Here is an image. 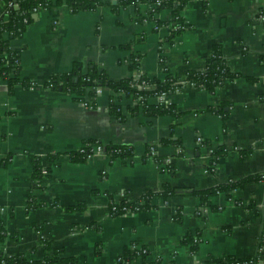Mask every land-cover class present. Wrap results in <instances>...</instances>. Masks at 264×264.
<instances>
[{
  "label": "crops",
  "instance_id": "crops-1",
  "mask_svg": "<svg viewBox=\"0 0 264 264\" xmlns=\"http://www.w3.org/2000/svg\"><path fill=\"white\" fill-rule=\"evenodd\" d=\"M62 1L35 14L11 41L21 77L32 86L17 84L11 92L0 74V224L7 234L0 250L34 260L61 251L80 264H116L125 248L140 243L149 250L147 264L226 256L264 264V179L210 196V205L182 193L264 173V0H187L180 19L172 8L151 17L146 2L116 9L121 0H101L102 6L73 12ZM215 46L240 76L210 92L186 73L203 71ZM135 56L138 70L130 67ZM77 63L84 71L95 65L113 81L164 80L169 73L180 87L147 103L172 105L177 115H147L135 97L108 86L95 88L93 107L46 87ZM92 139L130 146L133 156L71 161L69 153ZM221 146L226 154L213 166L211 152ZM34 160L43 174L36 184ZM165 185L179 194L155 196L149 210L109 214L111 201H135ZM30 198L40 206L28 210ZM250 200L255 206L248 209Z\"/></svg>",
  "mask_w": 264,
  "mask_h": 264
},
{
  "label": "trees",
  "instance_id": "trees-1",
  "mask_svg": "<svg viewBox=\"0 0 264 264\" xmlns=\"http://www.w3.org/2000/svg\"><path fill=\"white\" fill-rule=\"evenodd\" d=\"M5 3V9L3 13H0V74L12 92L13 88L17 84H22L26 88H30L32 83L21 77V65L20 55L18 52L11 49V41L14 38L20 37L26 30V27L33 21V17L39 11L44 9H50L54 6L63 3L62 0H2ZM146 2L150 5V16L153 17L164 8H172L173 14L177 19H180V12L184 8L187 0H179L178 3H174L175 0H121L118 4H114L116 9L126 7L130 4H139ZM159 2V6L153 7V4ZM65 3L71 8L73 12H79L82 10H92L105 4L101 0H65ZM15 4L18 7H15ZM264 15V8L261 9ZM140 18L143 20L144 17ZM182 30V29H181ZM179 30V31H181ZM178 31V32H179ZM174 35V34H173ZM139 59L133 57L130 67L132 69H139ZM83 65L77 63L70 73L58 74L53 76L45 85L48 88L56 89L70 94H74L77 100L85 101L89 100L93 106L96 102L97 93L96 87L108 86L114 90V92L123 93L126 96H133L138 101V106L150 116H159L164 114L177 115L176 108L172 105H150L147 103V99L155 94L175 92L180 85L176 83L177 79L167 73L164 80L149 79L144 75H139L138 79L128 78L120 81L111 80L105 71L100 70L97 66L91 67V65L83 70ZM240 75L231 71L226 59L224 58L223 51L220 46H215L211 56L206 61V68L203 71H188L186 73L187 81L195 86L203 88L207 91L214 92L217 88L222 87L226 82L233 81ZM135 84H154L156 87L154 90L142 89L135 87ZM113 113L121 117V113L118 107L112 101ZM138 106L133 110L138 111ZM202 146H210V141L200 140ZM85 148L81 150L72 151L69 153V157L73 162H85L92 156L98 155L93 147L102 146L106 150V154L112 159L114 158H129L133 156V149L127 145L116 144H103V142L92 139L84 144ZM152 148L149 151L152 152ZM226 147H218L211 152V165H216L219 159L226 154ZM245 152L244 154H246ZM57 154L50 155L49 158L54 160L57 158ZM34 173L33 181L41 179L42 166L39 160H34ZM264 179V173L249 175L241 180H229L225 183H221L216 187H212L204 190H193L190 192H182L187 195L199 196L204 204L210 205L209 197L216 195L222 191H233L238 188H243L246 185L252 184L259 180ZM178 190L170 185H165L163 191L154 193L151 191L146 192L142 197L135 201H111L109 205V214L111 216H120L127 213L139 212L149 210L153 207L152 199L155 196H162L167 199L171 196L178 195ZM40 203L34 198H30L28 201L27 209L34 210ZM255 206V201L250 200V203L246 205L248 209ZM80 209V207H69L68 210ZM190 237V236H189ZM7 238L5 228L3 224H0V241H4ZM191 238H185V242H191ZM45 250L49 249L47 241H43ZM61 251H54L53 254H46L41 259H29L26 254H8L0 250V264H80V261L74 257H68L62 255ZM149 250L146 246L140 243H133L131 246L124 249L117 264H147V257ZM140 259V262H139ZM252 261L250 258L238 259L236 257L226 256L219 259L211 258L205 264H234L238 261Z\"/></svg>",
  "mask_w": 264,
  "mask_h": 264
},
{
  "label": "built area",
  "instance_id": "built-area-1",
  "mask_svg": "<svg viewBox=\"0 0 264 264\" xmlns=\"http://www.w3.org/2000/svg\"><path fill=\"white\" fill-rule=\"evenodd\" d=\"M157 6H159V2H156L154 7H157ZM15 7L17 8L18 5L15 4ZM260 16H261V18L264 20V15L262 14V12L260 13ZM143 86H144V84H143ZM83 104H84L85 106H87V107H93L92 104H90V101H83ZM84 148H85V146L83 145L79 150H81V152H82V151L84 150ZM93 148L96 150V152H97L98 155H99V154H105V153H106L105 148L102 147V146H97V147H93ZM44 172H45V171H44ZM119 259H120V257L118 258V260H119ZM118 260H117V262H118ZM116 264H117V263H116ZM124 264H127V263H124ZM234 264H253V262H252V261L241 260V261H238V262H236V263H234Z\"/></svg>",
  "mask_w": 264,
  "mask_h": 264
}]
</instances>
